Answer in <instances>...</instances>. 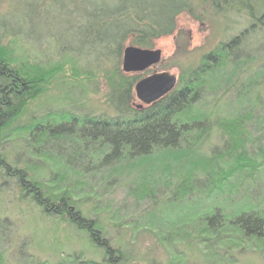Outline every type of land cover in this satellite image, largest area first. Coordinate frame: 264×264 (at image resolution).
Returning <instances> with one entry per match:
<instances>
[{
  "label": "trees",
  "instance_id": "obj_1",
  "mask_svg": "<svg viewBox=\"0 0 264 264\" xmlns=\"http://www.w3.org/2000/svg\"><path fill=\"white\" fill-rule=\"evenodd\" d=\"M198 10L229 20L232 12L246 25L184 72L173 92L139 108L135 86L145 72H123L124 50L154 49L177 33L181 15L202 22ZM234 20L226 30L235 29ZM88 21L86 49L71 56L58 50L47 68L0 45V190L11 185L100 253L51 264H131L121 231L151 232L165 249L186 242L191 250L181 252L204 262L243 242L264 244V47L254 51L249 42L264 36V0H114L94 6ZM106 64L111 115L20 121L67 68L72 77L91 78ZM230 96L236 104L223 109ZM63 146L84 161L65 159ZM167 206L200 208V219L171 221ZM6 229L8 219L0 218V264Z\"/></svg>",
  "mask_w": 264,
  "mask_h": 264
},
{
  "label": "rangeland",
  "instance_id": "obj_2",
  "mask_svg": "<svg viewBox=\"0 0 264 264\" xmlns=\"http://www.w3.org/2000/svg\"><path fill=\"white\" fill-rule=\"evenodd\" d=\"M113 1L0 0V45L11 47L18 59L27 57L30 63L46 68L55 65L58 62V50H63L71 56L75 49H86L84 40L91 9ZM32 4L35 5L33 9H37L34 12H30L28 8ZM197 13L203 17L202 22L183 14L178 19L177 33L157 41L153 50H161L162 61L146 71L145 77L169 72L177 76L179 84L184 72L196 67L206 54L216 50L221 43L235 36L246 25L245 19L230 12V16L235 19V29L226 30L228 23L232 26L233 18L229 20L224 16L217 17L210 11L206 13L198 10ZM249 42L256 51L258 46L264 47V36L255 35ZM111 66L106 64L102 70H93L91 78H88V75L72 77L70 68H67L65 75L54 77L43 96L29 104L20 121L26 123L35 118L42 119L47 114L55 117L68 115L70 112L77 115H111L107 104L109 88L104 77L105 73L112 69ZM141 104L137 99L136 105ZM235 104V100L230 96L222 107L231 108ZM214 143L216 144V141ZM62 149H65V159L84 161L83 155L81 158V154L77 158L74 156L73 147L63 146ZM18 193L11 185L0 190V218L8 219L11 226V229L3 231L6 242L1 248L5 264H51L81 252H84L86 258L100 259V253L84 235L76 232L65 221L44 215L32 203L21 200ZM116 198L118 204L123 199V193H118ZM165 208L171 221L186 216H191L194 221L200 219V216L195 218V210L200 213V208ZM119 233V239L125 243L124 249L127 250L131 264H151L149 259L152 257L156 261L154 264H264L263 243L259 245L256 242H243L226 253L225 250L218 252L216 259L204 262L199 255L185 254L191 250L186 242L177 243L175 246L168 242L165 249L151 232ZM169 245L179 252L172 251Z\"/></svg>",
  "mask_w": 264,
  "mask_h": 264
},
{
  "label": "water",
  "instance_id": "obj_3",
  "mask_svg": "<svg viewBox=\"0 0 264 264\" xmlns=\"http://www.w3.org/2000/svg\"><path fill=\"white\" fill-rule=\"evenodd\" d=\"M162 61L161 50L142 49L129 46L124 50L122 69L126 74L144 73ZM178 78L169 72L150 75L140 80L135 86V95L142 104L151 105L176 89Z\"/></svg>",
  "mask_w": 264,
  "mask_h": 264
}]
</instances>
